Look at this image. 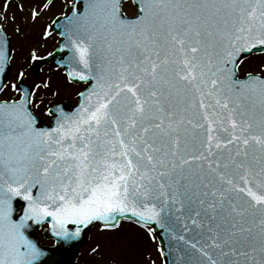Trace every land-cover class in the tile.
I'll return each mask as SVG.
<instances>
[{
  "label": "snow or ice",
  "instance_id": "snow-or-ice-1",
  "mask_svg": "<svg viewBox=\"0 0 264 264\" xmlns=\"http://www.w3.org/2000/svg\"><path fill=\"white\" fill-rule=\"evenodd\" d=\"M52 29L63 42L29 68L67 53L66 83L84 85L71 111L45 100L50 80L7 82L0 23V264H49L33 226L130 247L121 221L162 231L171 264H264V0H71Z\"/></svg>",
  "mask_w": 264,
  "mask_h": 264
},
{
  "label": "rangeland",
  "instance_id": "rangeland-1",
  "mask_svg": "<svg viewBox=\"0 0 264 264\" xmlns=\"http://www.w3.org/2000/svg\"><path fill=\"white\" fill-rule=\"evenodd\" d=\"M70 1L55 0L54 5L50 9L41 11L39 18L33 21L31 12L34 9H42L45 0H0V5L9 3V8L6 13L8 19L4 21V13L0 12V23L4 24L5 31L11 37L13 46L12 57L14 63L11 65V74L8 83L14 81L18 71L23 70L26 73V82L41 83L42 81H51V89L47 93H42L46 101L67 99L71 104H75L74 95L83 88V85L66 83L65 76L62 72L60 70H52L50 67L41 69L38 76L33 80L28 60L30 52L33 50H37L39 54L45 55L57 46L58 37L52 34L45 40L43 30L44 27L47 28L49 22L69 9L68 4H70ZM132 11L133 9L131 7L125 9L127 15H131ZM17 28L20 29L19 33L16 32ZM259 64L260 61L257 62L251 58L246 63L241 75L248 70H255ZM54 91L59 94L53 96L52 92ZM6 93H9L6 97L16 96L10 90H7ZM37 114L45 122H49L43 110L37 111ZM90 234L91 238H89L78 260L74 264H164L163 257L160 256L158 251L157 240L148 237L145 230L140 229L129 221H121V227L116 235L122 241H133L134 243L130 247L122 248L120 245L114 244L109 248L105 243V234L98 231L97 228H92ZM93 247H101L100 253H93Z\"/></svg>",
  "mask_w": 264,
  "mask_h": 264
},
{
  "label": "water",
  "instance_id": "water-1",
  "mask_svg": "<svg viewBox=\"0 0 264 264\" xmlns=\"http://www.w3.org/2000/svg\"><path fill=\"white\" fill-rule=\"evenodd\" d=\"M58 33H59V30H58ZM58 54L59 53H57L55 56H57ZM51 58L52 57H49L48 60H51ZM8 73H9V71H7V76H8ZM0 79H3V77H0ZM62 105H66V104H62ZM66 108H67V106H66ZM39 229H40L39 226H33V228L29 229V235H30L31 239L36 241L41 246V248H43L47 252V256L45 257V259L49 261V264H53V262H55V264H70V263H72L78 255L79 247L84 245V243L86 242V239L88 237V231H89V230H86V234H84L82 236L80 241H76L74 243V246H69V245H59L58 246L56 244L55 239L52 238L50 234H45V232L43 230L42 236L44 238L54 239V245L53 246H44V245H41L42 238L40 237V235L38 233ZM157 231L160 232V236H159V238H157L158 243L160 245V248L163 247V250L165 251L166 255H168L167 239L163 235L162 231H160L159 229ZM172 258H173L172 255H168L167 264H171ZM165 264H166V261H165Z\"/></svg>",
  "mask_w": 264,
  "mask_h": 264
}]
</instances>
